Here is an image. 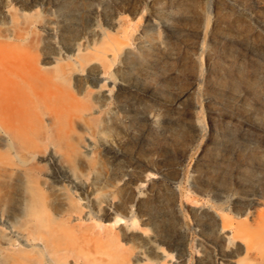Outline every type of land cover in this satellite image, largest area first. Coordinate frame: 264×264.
Returning <instances> with one entry per match:
<instances>
[{
    "label": "rangeland",
    "instance_id": "374dc122",
    "mask_svg": "<svg viewBox=\"0 0 264 264\" xmlns=\"http://www.w3.org/2000/svg\"><path fill=\"white\" fill-rule=\"evenodd\" d=\"M0 46L46 67L89 57L69 85L85 109L86 127L75 128L87 140L82 181L60 173L52 146L38 157L56 197L81 206L70 226L90 224L88 264H253L246 240L264 220V0H0ZM29 106L44 123L63 112L54 91ZM4 235L0 264H15ZM75 253L66 264H82Z\"/></svg>",
    "mask_w": 264,
    "mask_h": 264
},
{
    "label": "bare ground",
    "instance_id": "6f19581e",
    "mask_svg": "<svg viewBox=\"0 0 264 264\" xmlns=\"http://www.w3.org/2000/svg\"><path fill=\"white\" fill-rule=\"evenodd\" d=\"M76 10L70 3L65 7L68 16ZM76 61L63 66L57 60L54 66L46 67L48 62L43 64L35 55L7 56L0 52V231H7L2 238L15 264H26L24 260L33 264H66L74 252L77 262H90L87 245L80 244L91 240L84 229L90 224L70 226L72 216L80 215L81 206L72 194L56 197L60 191L56 178L45 174L42 179L43 169L38 161L45 148L52 146L51 159L56 161L60 173L75 182L82 181V167L88 158L87 140L75 128L86 127L85 109L81 106L79 110L81 101L69 85L76 68L85 67L89 57L77 55ZM89 88L81 85L75 89L77 94L89 96ZM44 90L56 92L63 107L61 117L49 114L45 123L29 106ZM18 190L23 192L22 197H16ZM256 229L249 233L253 235L246 240L245 252L253 264H264V220ZM235 233L245 236L248 232L239 227Z\"/></svg>",
    "mask_w": 264,
    "mask_h": 264
}]
</instances>
